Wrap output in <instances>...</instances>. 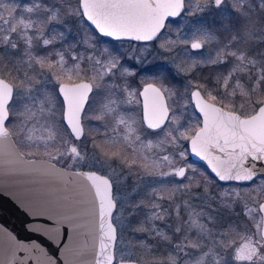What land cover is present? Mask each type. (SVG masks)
<instances>
[{
    "label": "snow or ice",
    "instance_id": "obj_1",
    "mask_svg": "<svg viewBox=\"0 0 264 264\" xmlns=\"http://www.w3.org/2000/svg\"><path fill=\"white\" fill-rule=\"evenodd\" d=\"M0 264H264V0H0Z\"/></svg>",
    "mask_w": 264,
    "mask_h": 264
}]
</instances>
